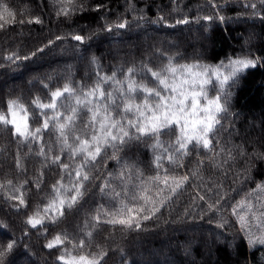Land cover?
Masks as SVG:
<instances>
[{
    "label": "snow or ice",
    "instance_id": "6c2138e0",
    "mask_svg": "<svg viewBox=\"0 0 264 264\" xmlns=\"http://www.w3.org/2000/svg\"><path fill=\"white\" fill-rule=\"evenodd\" d=\"M233 2L242 4L246 13L251 10L248 19L259 18L261 23H264V0H206L204 7L210 8L212 14L196 15L192 18L186 8H181L179 0H168L167 4H155V0H152L157 13H160L155 19L146 14V9L152 5L146 3L145 8L140 9L136 3L126 0L125 12L135 14L131 21L124 13L118 14L113 21L112 10L107 3L99 2L93 6V0H56L53 9L57 17H62V22L70 29L75 26L76 31L56 35L54 40L48 39L46 44L27 54L11 51L10 54L0 56V61H3L0 62V68L12 64L19 67L21 61L32 59L35 62L42 59L52 51L57 41L76 42L61 50V60L68 69L61 77L65 80L63 86L51 90L49 85L45 84L44 88L50 92V102H41L38 96L32 101L39 110L36 127L29 125L27 115L19 114L26 111L21 98L6 99V112H0V129L7 134L9 143L16 144L18 150L15 156V166L19 170L17 175H23L26 171L20 165V149L23 147H27L31 152L33 146H36L39 149L37 155L45 159L52 154V163L62 170L61 180L53 185L55 195L43 208V214L37 208L28 215L31 181L17 184L8 179L6 185L0 184V190H4V202L15 208L17 214L27 215L23 222L25 228L21 229L20 236L12 229L11 221L5 222L3 230H0L4 233L0 238V264H40L41 260L42 264H108L112 258L110 245L106 247L104 243L99 245L96 252L86 255H72L68 251L69 245L78 252L94 246L93 233L89 231L82 237L78 231L79 225H76L71 233L61 229L44 244L42 250H47L45 258L40 256L33 244L25 243L24 238L29 236L31 230L40 232L44 229L47 239L50 230L60 228L69 215L82 208L81 202L88 193V185L100 175V169L104 168L107 160H115L122 170L128 169L127 173L121 172L122 177L130 176L131 171L135 169L140 183L120 192L110 190L107 180L99 185L101 199L111 195L127 202L122 203L115 214L105 212L103 222L97 215V225L103 223L113 228L118 227L122 234L145 232L148 230V223L163 215V209L180 194L189 179L188 175L174 173L185 168V161L193 154L197 163L203 164L204 161L199 159L202 150L204 155L213 154L209 164L214 163L217 154H227L221 164L215 165L217 168L223 164L231 167L229 161L235 163L238 158H244V183L255 187H250L245 198L235 204H229L230 198L226 193L221 195L213 192L212 196L207 198V194L197 193L196 197L192 198L196 211L193 212L191 207L187 208L177 222L184 223L188 217L203 218L204 215H210L211 222L218 216L216 226L223 228L230 223L225 217L230 207L231 215L237 217L240 227L232 241L216 242L238 247L234 245V241L243 233L242 240L247 241L249 252L253 249H264V203H259L260 197L264 196V168L257 166V161L264 163V152L254 150L248 153L243 144L230 147L224 135H231L234 118L240 115L233 111V89L249 70L264 69V51L259 55L254 54L251 48L247 47L249 40L241 36L240 39L244 42L240 51H234L218 63L202 62L207 59L206 53L203 52L195 56L192 63H179V60L186 57L178 51L170 52L171 48H178V45L167 41L169 48L165 49V40H158V44L148 45L143 50L147 55L146 60L142 59L139 64L133 60L113 66L111 75L101 74L102 57L97 55L98 44L110 45L114 34L119 39L121 30H131L133 24L137 28L163 25L170 29L196 24L207 31L208 26L201 21H218L222 25L239 21V15L230 17L222 14L227 12ZM102 9L103 15H98L91 22L79 23L94 12L100 13ZM17 15L18 13L9 6L0 5V31H7L9 26L16 23L21 26L33 23L32 20L26 21L22 17L17 20ZM170 19H174V23H169ZM69 21L71 23H68ZM35 23H42L39 16L35 17ZM174 34L173 32L168 35ZM165 60L166 62H163ZM69 61L95 66L94 76L86 72L82 78L91 80V84L74 79ZM157 61L160 63L157 64ZM149 78L152 84L149 83ZM105 85L111 87L106 88ZM260 124L264 130V116H261ZM173 135L175 139L172 142L162 139ZM149 141L151 143H148ZM260 143L264 146V140ZM133 146H144L150 153V158L144 161L126 157V153ZM57 151L59 154H56ZM65 153L73 163L64 162L62 155ZM76 160H79V163H75ZM141 166L151 169L155 175L145 181ZM93 171L96 176L90 175ZM223 174L226 176L227 171ZM240 175L237 172L236 178ZM65 176L69 186L61 183ZM257 176L261 177L259 181ZM149 182L158 187L161 193L166 190L168 194L159 195L158 198L150 195ZM41 190L38 181L35 194H39ZM251 198H255L257 203H252ZM196 199L200 201L199 204L195 203ZM182 250L185 257L192 255L190 247L182 246ZM118 251H122L121 246H118ZM211 254L209 249V257ZM237 256L235 264H260L259 259L252 260L247 256L241 259L238 253ZM260 257L264 259V251H260ZM121 264L142 262L135 259L127 261L122 256ZM164 264H168V261L165 260ZM181 264H185V261H181ZM188 264H197V261L190 260Z\"/></svg>",
    "mask_w": 264,
    "mask_h": 264
},
{
    "label": "trees",
    "instance_id": "16d2710c",
    "mask_svg": "<svg viewBox=\"0 0 264 264\" xmlns=\"http://www.w3.org/2000/svg\"><path fill=\"white\" fill-rule=\"evenodd\" d=\"M55 2L56 0H0V5H7L11 10L18 13L17 20L22 17L26 21H33L31 24H25L23 26L16 23L9 26L7 31H0V56L10 54L11 51H20L21 54H27L36 47L46 44L48 39L54 40L56 35H64L70 31H76L75 26L70 29L62 22V17H57L56 11L53 9ZM99 2L109 4L112 10L111 19L113 21L116 20L117 15L120 13H124L125 17L130 21L135 15L131 12H125L126 0H93V6ZM131 2L136 3L137 8L140 9L145 8L146 3L152 5L146 9L147 16L152 19H155L156 15L160 14L157 13L152 0H131ZM179 2L182 9L186 8L188 10L190 18L196 15L203 16L205 14H212L210 8L204 7L206 0H179ZM219 2H223V0H219ZM160 3L167 4L168 0H155V4ZM103 11L102 9L100 13L94 12L88 15L85 20L79 21V23L91 22L98 15H103ZM222 14L230 17H237L239 15L241 19L230 22L227 25H222L218 21H201L202 24L208 26L207 31L196 24L178 26L175 29L166 28L163 25H149L137 28L133 24L131 30H121L118 34L119 39L114 34L111 38L110 45L109 43L97 45L99 48L97 55L102 57L101 74L111 75L113 66H118L124 62L135 60L139 64L142 59L146 60L147 55L143 50L148 45L158 44V40H165L163 45L165 49L169 48L167 41L178 45V48H171L170 52L174 53L178 51L186 57V59L179 60V63H192L194 62L193 58L202 52L206 53L207 56V59L202 62L211 64L218 63L219 60L233 54L234 51L239 52L240 46L244 42L240 37L243 36L247 40L252 33L256 36V40L254 42L250 41L247 47H250L251 51L256 55L264 51V23H261L259 18L255 20L248 19V16L251 14L250 9L246 13L242 4L237 5L233 2L228 7L227 12ZM36 16H39L42 20L41 24L35 23ZM68 23L71 22L69 21ZM169 23H174V19H170ZM145 29L147 30L145 31ZM173 32L175 33L174 35H168ZM84 34L87 35V33ZM196 36L203 39L201 43H191L190 40ZM206 41L209 42V46H205L204 43ZM70 44H76V42L66 40L61 43L57 41L52 51L48 52L42 59L36 60L35 62L32 59L21 61L19 62V67L12 64L0 68V112H6V99L21 98V102L24 104L26 111L19 114L27 115L29 125L33 128L36 127L39 110L35 108L32 101L38 96L41 102H50V92L44 88L45 84L49 85L51 90L63 86L65 80L61 77L67 73L68 69L61 60V50L70 47ZM163 62H166V60ZM69 63L71 64L72 75L76 81L91 84V80H82V78L85 77L86 72L94 76L96 71L95 66H86L85 62L77 61H69ZM156 63L159 64L160 61ZM23 77L26 78L20 80ZM14 79L20 80V82L12 84ZM8 83L12 85L11 88L8 86ZM149 83H153L151 78H149ZM105 87L109 88L111 85H105ZM233 93L232 102L235 105L233 111L238 112L240 115L234 118L235 124L231 129V135L224 134L228 145L231 147L232 145L243 144L248 153H252L254 150L264 152V146H261L260 143V141L264 140V130H262L260 124V118L264 116V69L249 70L246 76L241 79L238 86L233 89ZM40 122L42 123V118ZM46 139H48L47 136ZM162 139L172 142L175 136H165ZM253 141L257 143L253 144ZM148 143H151V141ZM17 151L16 144L14 142L9 143L7 134L0 129V184L6 185L8 179H12L17 184L31 181L32 184L29 189L31 201L28 215H31L37 208L43 214V208L55 195L53 185L61 180L62 170L56 164L52 163V154H49V157L45 159L37 155L39 149L36 146H33V151L31 152L27 147H23L20 149V165L26 171L23 175H17L19 171L15 166ZM217 153H219V149H217ZM56 154H59V152L57 151ZM212 155V153L204 155L202 150L199 159L203 160L204 163L198 164L197 158L193 154L191 158L185 161L187 166L179 169L177 173H174L176 175H188L189 179L180 194L163 209V215L154 222L148 223V230L145 232L139 234L135 232L132 234H122L118 227L113 228L103 223L97 225L96 216L99 215L101 222H103L105 219L103 218L105 217L104 212H106L108 204H111L113 211H115L118 208L120 209L122 203L127 202L111 195L101 199L99 185L105 183L107 180L110 190L120 192L122 189H130L140 183L135 169L131 171L130 176L125 175L122 177L121 172L127 173L128 169L122 170L121 166L115 160H107L104 168L100 169L99 176H96L95 171L90 173V175L96 176V178L88 185V193L81 202L83 205L82 208L72 215H69L68 220L64 224H61L60 228L50 230L47 239L45 238L44 229H41L40 232L31 230L29 236L24 239L26 242L28 240L29 243L33 244L35 250L40 253V256L45 258L47 257V250H42L44 244L51 240L54 235L58 234L61 229H66L71 233L75 226L79 225L78 231L82 237L89 231L93 233L94 246L91 249L85 248L82 252H78L73 250L71 245H69L68 251L72 255H86L89 252L94 253L98 250L101 243H104L106 247L111 244L110 246L115 247V249L125 244V249L122 251L110 250L112 258L108 264H121L122 256L127 261L135 259L142 262V264H157L166 257L169 260H177L179 264H181V261H185V264H188L187 257L183 255L182 243L185 244L183 247L191 248L192 254L197 259V264H235L238 259L237 253L241 259L247 256L252 260L259 259L260 264H264V259L260 257V251H264V249L260 251L253 249L252 252H249L247 241L242 240L243 233H240L234 241V245L238 247H229L226 243H217L212 238L209 243L204 238L207 232H212L214 236H223L227 241H232L237 229H239V224L236 223L235 218L232 217L233 215L230 216V207H228V211L225 213V217L230 220V223L223 228H217L216 226L218 216L213 218L211 222H209L210 215H204L203 218L199 216L188 217L184 223L177 222L187 208L191 207L193 212L196 211L192 198L196 197L197 193L200 195L207 194L206 198L212 196L213 192H218L221 195L226 193L230 198L229 204H235L241 198L243 199L245 197L250 187H255V185L244 183V158H238L235 163L229 161L231 167L228 164H223L220 168H217L215 165L221 164V160L226 159L227 154H217L214 163L209 164V159ZM126 157L133 159L139 158L146 161L150 158V153H148L144 146H133L126 153ZM62 159L66 163H73L68 160L66 153L62 155ZM75 163H79V160H76ZM257 166L264 168V163L257 161ZM141 167L145 181H148L149 177L155 175V172L151 169ZM225 171H227L226 176L223 174ZM237 172L241 174L239 178H236ZM109 173H111V176H109ZM256 179L259 181L261 177L257 176ZM38 181L40 182V188L42 190L39 191V194H35ZM61 183L69 186L66 176ZM148 186L151 189L150 195L154 197L158 198L159 195L168 194L166 190L161 193L160 189L152 186L150 182ZM3 195L4 190H0V230H3L5 222L11 221L12 228H18L16 235L20 236L22 234L21 229L25 228L23 222L27 219V215L22 213L17 214L16 209L11 207L10 204L6 208L4 206ZM195 203L199 204L200 201L196 199ZM28 227L30 228V226ZM198 228L200 229V236H196L195 234L190 235L188 233L189 230L195 231ZM173 231H177V233L174 236L175 238L170 240L172 246L170 245L166 251L157 249L162 244V236H164V233L167 234ZM110 233L112 234L111 236L109 235ZM3 235V231H0V238ZM137 243L142 244L141 250L144 255L140 260L136 258V254L139 251L137 248L133 249L132 247ZM149 243L153 244V248L149 247ZM209 249H211V257L208 255ZM40 264H42V261Z\"/></svg>",
    "mask_w": 264,
    "mask_h": 264
},
{
    "label": "rangeland",
    "instance_id": "374dc122",
    "mask_svg": "<svg viewBox=\"0 0 264 264\" xmlns=\"http://www.w3.org/2000/svg\"><path fill=\"white\" fill-rule=\"evenodd\" d=\"M195 30V29H194ZM193 30V31H194ZM205 33V32H204ZM198 34V33H197ZM202 38L201 37H199V36H196V37H193L190 41H191V43H193V44H197V43H201L202 42ZM247 40H249V43H250V41H252V42H254L255 40H256V36L254 35V33H252L251 34V36H249L248 38H247ZM197 42V43H196ZM204 42V41H203ZM205 44V46H209V42H205L204 43ZM26 77H23V78H21L20 80H24ZM20 80L18 81V80H15L14 79V82H12V84H16V83H18V82H20ZM22 82V81H21ZM8 86H10V88L12 87V85L11 84H9L8 83ZM2 87V86H1ZM131 189V188H130ZM245 198V197H244ZM243 198V199H244ZM242 199V198H241ZM240 199V200H241ZM239 200V201H240ZM251 202L252 203H257V201H256V199L255 198H251ZM259 203H264V196H262V197H260V199H259ZM4 206L6 207V208H8V203H5L4 204ZM257 207H259V205L257 204ZM106 210V209H105ZM113 209H112V205L111 204H108V206H107V210H106V212L107 213H113V214H115L117 211H119V208L117 209V210H115V211H113ZM105 213V212H104ZM229 213H230V216H231V211H229ZM233 218H235L234 220L236 221V223H237V217L236 216H232ZM12 218V217H11ZM103 218H105V217H103ZM237 224H239V223H237ZM240 227V226H239ZM14 231H15V233L17 232V229L16 228H12ZM178 230H180V229H178ZM181 231V230H180ZM253 231H255V228H253ZM199 232H200V229L198 228L197 230H195V231H192V230H189L188 231V233H190V235L191 234H195L196 236H200V234H199ZM18 233V232H17ZM16 233V234H17ZM176 233H177V231H173V232H170V233H164V236H162L163 237V240H162V244L157 248V249H159V250H163V251H166V250H168V247L171 245L172 246V244H170V240H172V239H174L175 237V235H176ZM179 234H180V232H179ZM204 238L207 240V241H209V243H210V240H211V238L214 240V241H217V240H220V241H225L226 239L225 238H223V236H214V233H212V232H207L205 235H204ZM154 241V240H153ZM127 242V241H126ZM155 242V241H154ZM25 243H29V241L27 240V242L25 241ZM118 243V242H117ZM156 243V242H155ZM128 244V243H127ZM152 243H149V247H151V248H153V244L151 245ZM222 244V243H221ZM227 244V243H226ZM111 245V244H110ZM181 245V244H180ZM185 244L184 243H182V246H184ZM122 250L123 249H125V244H122ZM133 249H135V248H137V250L139 251L138 252V254H136V258L138 259V260H140L142 257H144V255H143V253H142V250H141V247H142V244H134L133 246ZM113 250L114 249V251L116 250H118V248L117 249H115V247H111L110 246V250ZM155 249V248H154ZM154 249H152V250H154ZM118 252V251H117ZM44 257V256H43ZM187 259H188V261H190V260H195V261H197V259H196V257L192 254L190 257H187ZM165 260H167L168 261V264L169 263H174V264H179V262L177 261V260H172V259H170L169 260V258H165V259H163V260H160L158 263L159 264H164V262H165ZM42 261V260H41ZM157 263V264H158Z\"/></svg>",
    "mask_w": 264,
    "mask_h": 264
}]
</instances>
